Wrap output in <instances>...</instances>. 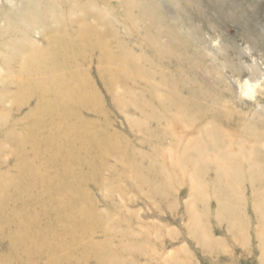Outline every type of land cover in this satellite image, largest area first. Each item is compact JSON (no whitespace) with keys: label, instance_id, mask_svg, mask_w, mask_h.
Instances as JSON below:
<instances>
[{"label":"rangeland","instance_id":"374dc122","mask_svg":"<svg viewBox=\"0 0 264 264\" xmlns=\"http://www.w3.org/2000/svg\"><path fill=\"white\" fill-rule=\"evenodd\" d=\"M149 1L0 0V185L22 167L12 140L40 113L39 91L26 92L22 83L45 81L51 65L25 75L37 63H25L31 53H61L68 62L50 71L84 79L98 102L82 107V115L101 127L97 137L112 134L115 141L90 167L80 150L85 168L73 174L78 184L66 183L75 208L53 203L64 215L83 216L90 230L63 236L64 225L50 221L49 207L37 223L53 222L59 234L47 245L37 238L32 264H74L90 254L91 242L105 241L116 252L108 264H264V0H156L167 22L177 17L183 33L192 32L190 63L151 41L154 28L139 16ZM96 15L105 20L100 29L116 60L110 69H121L113 84L92 36H85L90 45L74 61L68 48L50 46L63 30L68 47L75 46L77 30L94 24ZM77 106L62 107L53 122L70 126ZM58 126L55 133L65 131ZM49 137L41 128L39 146ZM24 153L42 166L53 149ZM48 197L38 200L43 211ZM6 244L0 241V252Z\"/></svg>","mask_w":264,"mask_h":264},{"label":"bare ground","instance_id":"6f19581e","mask_svg":"<svg viewBox=\"0 0 264 264\" xmlns=\"http://www.w3.org/2000/svg\"><path fill=\"white\" fill-rule=\"evenodd\" d=\"M142 5V9L139 10L140 19H144L148 22V26H151L150 28H154V30H150L152 35L150 36L151 41L156 42L157 46H164L165 52L167 53L171 49L178 50L180 52V56L178 57L179 61L192 62L194 58L187 51L194 39L192 32L188 31L183 33V29H181L183 24H181V21L177 17L173 18L172 22H167L164 12L161 11V5L156 0L142 3ZM95 21L94 24L84 23L80 26L77 30L79 41H77L78 43L75 46H71L73 48L68 47L72 44H68L69 39L66 30L61 31V35L56 34L55 37L53 36V39H50V46L52 50L56 49L57 52L68 48L73 54L71 60L74 61L77 55H81L80 48L83 51L89 47L87 45H90L84 41L85 36H92V39L95 40L93 41L94 45L100 48L105 56L104 63H107L106 66L109 65L107 67L110 76L109 81L113 84L119 80L115 70L120 72L121 69L119 67L110 69V63L116 60L112 57L113 52L109 49L106 42L105 32L102 28L100 29L101 26L99 24L101 22L105 23V20L100 15H96ZM162 37L166 38L165 44H161L159 41ZM51 48L49 51H52ZM29 61H36L37 63L35 67L31 65L29 68H26L25 75L31 72L36 74L39 69L38 65L51 66L44 73L43 78H46L45 81L33 82L31 79L33 77H29L30 80L22 83V87H25L26 92H29L33 88L39 91L38 110L40 113L31 115L28 126L23 134H20L16 140H12V153L16 155L17 163L22 167L16 176L9 177L7 180L3 177L6 183L4 186L0 185V193L3 200H0V237H2L0 241L4 240L7 242L5 251L0 252V264H32L36 257L37 238L43 240L46 245L57 238L59 232L53 222L42 226H39L37 223V219L42 212L50 211L49 207H52L51 212H49L51 215L50 221L55 220L59 225L60 223L64 225V232L62 231L63 236L66 237L68 232H73L77 228L83 229L84 233L90 230L85 229L89 228L90 223H86L83 216L74 217L71 214L64 215V211L53 208V203L59 201L65 204L70 211L75 208L78 202L70 203L68 201V195L66 196V183L78 184L79 178L73 174L79 168H85L79 165L78 157L80 150L84 149L83 155L88 157L87 166L90 167L94 164L95 159L103 153V149L107 147L111 148L115 142L112 134H106L104 139L97 137V130L101 127L95 120L87 119L82 115L80 110L82 107L90 109L89 105L98 102V98L94 95L93 90L92 92L89 91L88 84L84 79L80 75L76 79L66 75H55V71H50V69L57 70L68 62L61 57V53L58 55H52L51 53L50 55H46V52L43 51L31 53L26 58L25 63L27 64ZM104 63L102 66L103 69ZM119 76L123 77L121 74ZM48 80H51V82L46 83ZM245 89H247V86H245ZM73 105L78 106L76 111L72 110V108L70 110L72 119L70 126L67 124L58 126L53 122L54 115L64 111L62 107L69 108ZM24 120L27 123V118H24ZM39 122H42L40 126L38 125ZM53 125L54 127L58 126L59 129H65V131L56 130L55 133ZM41 128L50 134L49 141L44 146H39L38 142V131ZM70 130L74 133L73 136L75 139L68 133ZM48 145L52 146L53 156L50 159H45L42 166L41 164L36 165L35 163L42 162L40 159L34 161L28 158L27 155L25 157L24 150L33 148L40 155L45 149L49 148ZM69 146L72 148H69ZM49 162L64 165V167L59 165L51 166ZM39 190L47 191V193ZM46 194L50 198V204L43 211L42 207L39 206L38 200L46 196ZM34 204H38L37 207H33ZM88 215L86 214L85 216ZM99 218L102 219L101 216ZM27 225H32L34 229L28 231L21 230L23 226ZM73 228L75 230H72ZM105 244L91 242L90 254L88 256L83 254L75 257L76 261L73 263L89 264L90 261H94L97 264L98 261L101 264H108L111 259L115 258L116 252L111 250L112 248L107 241H105ZM89 256L91 257L88 258Z\"/></svg>","mask_w":264,"mask_h":264}]
</instances>
